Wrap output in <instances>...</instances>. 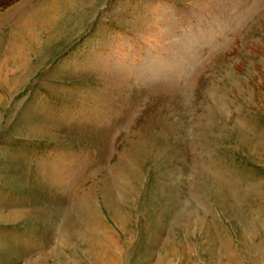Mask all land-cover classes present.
Masks as SVG:
<instances>
[{
  "label": "rangeland",
  "instance_id": "1",
  "mask_svg": "<svg viewBox=\"0 0 264 264\" xmlns=\"http://www.w3.org/2000/svg\"><path fill=\"white\" fill-rule=\"evenodd\" d=\"M52 2L0 0V264H264V0Z\"/></svg>",
  "mask_w": 264,
  "mask_h": 264
},
{
  "label": "bare ground",
  "instance_id": "2",
  "mask_svg": "<svg viewBox=\"0 0 264 264\" xmlns=\"http://www.w3.org/2000/svg\"><path fill=\"white\" fill-rule=\"evenodd\" d=\"M73 1H75V0H53V2H52V6H51V9L49 10V11H51V10H55V9H57V11H59V9L61 8L62 9V7H63V13H60V17L59 18H61L62 17V15L63 14H65L66 12H69V11H71L69 8H71V6H73L75 3H73ZM88 1L89 0H81V2L84 4H87L88 3ZM57 2V3H56ZM63 5V6H62ZM58 6V7H57ZM66 9V10H65ZM59 12H61V11H59ZM48 13V11L46 12V14ZM45 14V15H46ZM40 16V18H46L47 16ZM10 51V50H9ZM12 55H16L17 53H14L13 54V52L11 53Z\"/></svg>",
  "mask_w": 264,
  "mask_h": 264
}]
</instances>
